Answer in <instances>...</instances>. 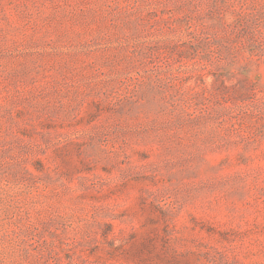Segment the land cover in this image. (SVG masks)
Masks as SVG:
<instances>
[{"label": "rangeland", "instance_id": "obj_1", "mask_svg": "<svg viewBox=\"0 0 264 264\" xmlns=\"http://www.w3.org/2000/svg\"><path fill=\"white\" fill-rule=\"evenodd\" d=\"M0 264H264V0H0Z\"/></svg>", "mask_w": 264, "mask_h": 264}]
</instances>
